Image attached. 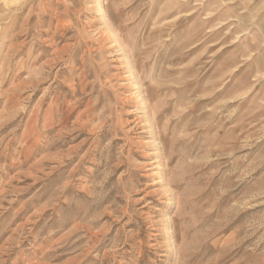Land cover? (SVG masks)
Segmentation results:
<instances>
[{
	"label": "rangeland",
	"instance_id": "374dc122",
	"mask_svg": "<svg viewBox=\"0 0 264 264\" xmlns=\"http://www.w3.org/2000/svg\"><path fill=\"white\" fill-rule=\"evenodd\" d=\"M0 264H264V0H0Z\"/></svg>",
	"mask_w": 264,
	"mask_h": 264
},
{
	"label": "bare ground",
	"instance_id": "6f19581e",
	"mask_svg": "<svg viewBox=\"0 0 264 264\" xmlns=\"http://www.w3.org/2000/svg\"><path fill=\"white\" fill-rule=\"evenodd\" d=\"M1 1H3V0H1ZM10 1H13V2H14V1H16V0H10ZM3 3H4V2H3ZM11 4H12V3H11Z\"/></svg>",
	"mask_w": 264,
	"mask_h": 264
}]
</instances>
